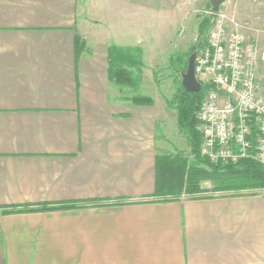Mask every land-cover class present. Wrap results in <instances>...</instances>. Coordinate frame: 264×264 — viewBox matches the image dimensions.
Listing matches in <instances>:
<instances>
[{"label":"crops","instance_id":"crops-1","mask_svg":"<svg viewBox=\"0 0 264 264\" xmlns=\"http://www.w3.org/2000/svg\"><path fill=\"white\" fill-rule=\"evenodd\" d=\"M198 1L213 7L0 0V264H264V189L170 200L180 187L159 175L179 153L176 113L154 81L160 45L177 15L190 26ZM263 3L244 22L263 20ZM113 45L140 48L136 90L109 81ZM90 204L102 205L79 207Z\"/></svg>","mask_w":264,"mask_h":264},{"label":"built area","instance_id":"built-area-1","mask_svg":"<svg viewBox=\"0 0 264 264\" xmlns=\"http://www.w3.org/2000/svg\"><path fill=\"white\" fill-rule=\"evenodd\" d=\"M205 16L208 28L194 43V74L204 88L196 112L200 157L264 166V46L247 43L222 9Z\"/></svg>","mask_w":264,"mask_h":264},{"label":"trees","instance_id":"trees-1","mask_svg":"<svg viewBox=\"0 0 264 264\" xmlns=\"http://www.w3.org/2000/svg\"><path fill=\"white\" fill-rule=\"evenodd\" d=\"M207 20L201 21L199 25V35L203 36L206 31ZM195 51L193 45L188 54ZM181 53L170 56V65H177L179 78H174V93L170 100L166 101L169 109L175 110L176 126L179 132L183 133L188 142L193 162L189 164L186 159L167 157L164 159V172L174 185L178 184L179 189L175 197L170 200L178 199L182 194L191 198L204 196L207 190L200 187L201 180L212 181L214 187L212 192H232V195H242L244 191L254 192L264 189V166L250 158H242L236 162H211L200 157L201 136L196 130V112L204 94L202 87L199 92H186L180 79V73L186 68V62L180 63ZM142 52L140 48H121L110 46L107 52L108 58V79L114 85L120 87H130L136 90L140 84ZM179 60V61H178ZM134 69V70H133ZM157 72H154L156 76ZM134 104L151 105L152 100L148 96L134 95L131 97ZM160 163V158H158ZM161 164V163H160ZM161 168V167H160ZM186 168L184 182L180 181L176 171ZM176 172V173H175ZM175 173V174H174ZM208 192V191H207ZM102 204L81 205L79 207L101 206ZM76 206L75 208H77Z\"/></svg>","mask_w":264,"mask_h":264},{"label":"rangeland","instance_id":"rangeland-1","mask_svg":"<svg viewBox=\"0 0 264 264\" xmlns=\"http://www.w3.org/2000/svg\"><path fill=\"white\" fill-rule=\"evenodd\" d=\"M228 0H224L222 4L220 5V9L225 11L231 18H234L235 22H239L240 24L244 23L247 26H250L249 30L250 32H254L255 30H258L262 33V37L264 39V16L263 20L260 21H254L250 23V25L246 22H244V16L245 12H249V10H252V7L250 4H253L254 2H260L261 0H238V1H247L249 4H244V2H240L236 5H232L231 3H227ZM237 1V2H238ZM264 0H262V3ZM264 4V3H263ZM260 6V5H259ZM192 9V20L190 26L188 25L187 19L184 20V17L177 15L175 18L172 19V21H167L169 26L167 29V34L163 36L164 41L160 45V68L156 70V78H155V84L157 86V94L160 97V99H163V101L166 104L167 100H170L174 93V78H179V72L182 71L177 68V65H170L169 58L170 56H175V54L181 53V59L180 63L186 62L187 65V59H188V52L190 49V46L188 45L189 41H192L193 44L195 43V39L200 38L201 35H199V25L201 21L207 20L205 16V12L209 10V8L201 1H198L197 4ZM264 9V8H263ZM256 11V10H254ZM264 15V12H263ZM208 21V20H207ZM238 23V24H239ZM182 29V32L180 33V30ZM198 29V30H197ZM194 35V36H193ZM193 37V38H192ZM248 39H253V37H249ZM260 40V39H259ZM262 42L259 46H264V40H260ZM156 58V55L154 56ZM152 59V58H151ZM155 60L154 62H157ZM179 61V60H178ZM151 60L149 61V65L151 66ZM142 78V73H141ZM140 78V81H141ZM148 79V78H147ZM146 79V80H147ZM146 82V81H145ZM146 87L149 85L147 82L145 83ZM120 87V86H118ZM152 87V86H151ZM154 88V87H153ZM145 91H148L146 88ZM173 110V109H172ZM175 111V110H174ZM171 113V112H170ZM172 114V113H171ZM173 114L170 116L172 119ZM172 121V120H171ZM170 127V121L168 122ZM168 131L174 132V144L178 147L179 153L177 154L179 158L186 159L187 162L192 163L193 157L190 152V148L188 145V142L186 140V137L183 133L179 132L177 129V126L171 128H167ZM187 147L189 150H187ZM161 165V164H160ZM187 169L182 168L181 170L176 171V175L179 176L180 181L184 182L185 180V173ZM174 173V174H175ZM203 187L202 189L207 190L204 196H221V195H232V192H212L210 190L213 189L214 183L209 180H201ZM173 192H177L175 189L172 190ZM260 191V190H258ZM258 191L254 192H247L244 191L241 194H253Z\"/></svg>","mask_w":264,"mask_h":264},{"label":"water","instance_id":"water-1","mask_svg":"<svg viewBox=\"0 0 264 264\" xmlns=\"http://www.w3.org/2000/svg\"><path fill=\"white\" fill-rule=\"evenodd\" d=\"M224 0H211L212 3V11L217 12L219 10V5ZM195 51L192 52L187 59V65L183 72L180 73L181 85L186 92L197 93L200 91V84L196 80L194 74V59H195Z\"/></svg>","mask_w":264,"mask_h":264}]
</instances>
